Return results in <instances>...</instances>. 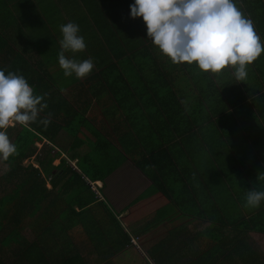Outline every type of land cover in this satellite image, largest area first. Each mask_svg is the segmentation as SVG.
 I'll return each instance as SVG.
<instances>
[{
	"label": "crops",
	"instance_id": "0c3cea01",
	"mask_svg": "<svg viewBox=\"0 0 264 264\" xmlns=\"http://www.w3.org/2000/svg\"><path fill=\"white\" fill-rule=\"evenodd\" d=\"M22 1L0 0L12 62L47 66L81 127V156L115 148L117 169L92 186L129 241L83 232L109 257L89 264H264V218L253 213L264 204L244 196L264 171V130L222 114L237 110L226 107L234 83L244 104L264 94V0H25L35 14L12 7ZM26 91L18 113L31 111ZM64 113L44 139L61 153L55 167L78 139Z\"/></svg>",
	"mask_w": 264,
	"mask_h": 264
},
{
	"label": "trees",
	"instance_id": "16d2710c",
	"mask_svg": "<svg viewBox=\"0 0 264 264\" xmlns=\"http://www.w3.org/2000/svg\"><path fill=\"white\" fill-rule=\"evenodd\" d=\"M12 7L36 13V7L29 1L24 0ZM188 7H192V2ZM12 52L10 34L0 32V137L6 139L5 144L0 143V264L102 263L103 259L109 258L107 255L103 258L98 251V243L102 241L96 238L88 241L83 232L100 233L98 239L107 238L111 245L122 240L129 241L128 237L123 236L124 229L117 222L114 212L103 201L95 202L101 190L97 188L95 191L93 188L96 187L92 186L98 182L103 184L110 173L117 169L114 167L117 162L113 163L116 159L115 148L99 138V142L106 144L95 145V148L91 146L81 156L76 150L83 146V141L78 138L81 127L74 128L78 124L73 121L70 111H66L69 103L60 95L51 72L38 60L12 62ZM26 86L30 88L28 101L31 111L24 112L22 109L18 113L27 92ZM233 87L235 90L231 91L226 107L237 106V110L222 113L223 119L229 122L231 118H236L238 122L235 120L230 125L232 127L240 125L244 130L252 127L264 130V94L254 98L251 105L244 104L242 89H237L235 83ZM94 90V94L98 95L99 88ZM59 112H65L71 124L68 131L78 139L74 140L73 148L67 153L68 160H62L55 167L54 162L62 158L61 153L44 143V139L49 142L54 140ZM17 114L18 123L6 125L7 117ZM37 144H42V147L38 149ZM261 150L264 151V143L258 146L257 153H261ZM76 159H79L76 164L78 169L71 164ZM260 160L257 161L258 166L264 167L262 156ZM27 162L32 163L26 166ZM254 180L251 184L255 183L258 187H253L252 193L247 191L244 196L247 199L250 195L255 196L264 204V171L258 170ZM165 189L168 190L166 184H162L160 191L164 195ZM74 193L82 194L83 200L78 209H73L69 204L64 206L65 200ZM142 200L140 198L138 201ZM99 208L105 211L100 213ZM66 209L68 215L63 214ZM255 212L264 218V210L257 207L253 210ZM106 215L111 217L109 224L96 218ZM93 217V221H88ZM79 227L82 234L74 241L73 232H78ZM27 228L31 231L32 241L25 237ZM74 242L83 248L73 249ZM91 243H94V247Z\"/></svg>",
	"mask_w": 264,
	"mask_h": 264
},
{
	"label": "rangeland",
	"instance_id": "374dc122",
	"mask_svg": "<svg viewBox=\"0 0 264 264\" xmlns=\"http://www.w3.org/2000/svg\"><path fill=\"white\" fill-rule=\"evenodd\" d=\"M26 109H29V107H28V105H26ZM16 120H12V117H11V120L10 121H7V123H6V125H9V126H12V124L14 125V123L16 124V123H18V121H16ZM4 141H2V140ZM0 139V143H2V144H5L6 142V139H4L3 137ZM40 146V145H39ZM32 163V162H31ZM30 162H27L25 165L26 166H29L30 164H31ZM47 187L50 189L51 188V186L49 185V183L47 182ZM97 194V193H96ZM81 199V200H80ZM83 199H82V194H80V193H74V194H72V195H70L66 200H65V202H64V206H67L68 204L70 205V207H73V209H78V207H79V203H80V201H82ZM64 209H65V207H64ZM69 214V211H68V209H66L64 212H63V214ZM24 233H25V237L29 240V241H32V234H31V231H30V229L29 228H27L25 231H24Z\"/></svg>",
	"mask_w": 264,
	"mask_h": 264
},
{
	"label": "built area",
	"instance_id": "2783aa9c",
	"mask_svg": "<svg viewBox=\"0 0 264 264\" xmlns=\"http://www.w3.org/2000/svg\"><path fill=\"white\" fill-rule=\"evenodd\" d=\"M11 117H12V120L15 119L14 116H8L6 120H7V121H10V120H11ZM12 125H13V124H12Z\"/></svg>",
	"mask_w": 264,
	"mask_h": 264
},
{
	"label": "clouds",
	"instance_id": "9594fccd",
	"mask_svg": "<svg viewBox=\"0 0 264 264\" xmlns=\"http://www.w3.org/2000/svg\"><path fill=\"white\" fill-rule=\"evenodd\" d=\"M35 167H37V166H35Z\"/></svg>",
	"mask_w": 264,
	"mask_h": 264
}]
</instances>
